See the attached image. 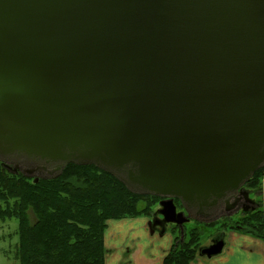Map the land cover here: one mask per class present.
<instances>
[{
  "label": "water",
  "instance_id": "95a60500",
  "mask_svg": "<svg viewBox=\"0 0 264 264\" xmlns=\"http://www.w3.org/2000/svg\"><path fill=\"white\" fill-rule=\"evenodd\" d=\"M70 164L160 198L181 239L233 215L231 194L253 204L264 0H0V168L37 183Z\"/></svg>",
  "mask_w": 264,
  "mask_h": 264
},
{
  "label": "trees",
  "instance_id": "16d2710c",
  "mask_svg": "<svg viewBox=\"0 0 264 264\" xmlns=\"http://www.w3.org/2000/svg\"><path fill=\"white\" fill-rule=\"evenodd\" d=\"M264 167L245 187L258 191ZM160 198L129 192L114 177L93 166L68 165L55 179L37 183L0 168V223L17 225L18 264H105L103 237L109 221L150 218ZM177 211L182 208L174 201ZM264 205L233 220L222 217L209 224L190 221L183 238L168 225L173 244L162 264H190L199 253L205 231L211 240L236 232L262 239ZM189 222V223H190Z\"/></svg>",
  "mask_w": 264,
  "mask_h": 264
},
{
  "label": "crops",
  "instance_id": "0c3cea01",
  "mask_svg": "<svg viewBox=\"0 0 264 264\" xmlns=\"http://www.w3.org/2000/svg\"><path fill=\"white\" fill-rule=\"evenodd\" d=\"M103 243L105 264H162L173 236L168 228L163 235L152 233L149 219L141 217L107 222ZM219 256L197 257L190 264H264V236L257 239L229 232Z\"/></svg>",
  "mask_w": 264,
  "mask_h": 264
},
{
  "label": "rangeland",
  "instance_id": "374dc122",
  "mask_svg": "<svg viewBox=\"0 0 264 264\" xmlns=\"http://www.w3.org/2000/svg\"><path fill=\"white\" fill-rule=\"evenodd\" d=\"M10 166V165H9ZM255 191V190H252ZM258 195H256V200L259 205H264V184L261 180L260 189L256 191ZM250 198V197H249ZM255 198V197H254ZM247 213V212H246ZM241 213H235L229 217L230 219H237L241 216ZM263 222H264V214H263ZM109 225H113V223H108ZM187 227H193L194 224L192 222L186 224ZM111 227V226H110ZM169 229V227H168ZM17 225L14 222H5L0 223V264H18L17 260L14 257L17 248V235H16ZM209 231L204 230V234L201 237L200 248H207L210 245L211 238L208 234ZM228 233H223L221 240L227 241ZM220 257V256H217ZM207 259V258H206ZM219 259V258H218ZM214 261V260H213ZM216 261V260H215ZM209 260H206L208 263Z\"/></svg>",
  "mask_w": 264,
  "mask_h": 264
},
{
  "label": "flooded vegetation",
  "instance_id": "af4514ba",
  "mask_svg": "<svg viewBox=\"0 0 264 264\" xmlns=\"http://www.w3.org/2000/svg\"><path fill=\"white\" fill-rule=\"evenodd\" d=\"M241 190L242 191H246V192L249 193L250 199L253 200V202H254L253 204H249V203L245 202V200H244V198H243V196L241 195L240 192H237V193H234V194L229 195L228 199H229L230 202H236V211H235V213H241V214H243V213H245L244 212V209L245 208H247V207L250 208V207H253V206H256V205H259V204H258V202L256 200V195H258L256 191H252L250 189H247L245 186H243ZM157 217H158L157 214H152L151 219H152V222L159 224V225L156 226L155 229L157 231H160V229H162L163 227H165V225L163 223H161L160 218L158 217V219H157ZM205 249L206 248L202 249V251L205 250Z\"/></svg>",
  "mask_w": 264,
  "mask_h": 264
},
{
  "label": "built area",
  "instance_id": "2783aa9c",
  "mask_svg": "<svg viewBox=\"0 0 264 264\" xmlns=\"http://www.w3.org/2000/svg\"><path fill=\"white\" fill-rule=\"evenodd\" d=\"M263 183H264V179H263Z\"/></svg>",
  "mask_w": 264,
  "mask_h": 264
}]
</instances>
